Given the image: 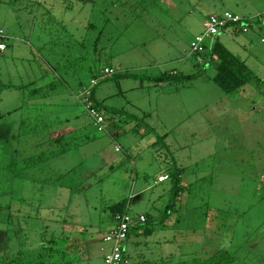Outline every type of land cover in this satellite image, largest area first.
<instances>
[{
    "label": "rangeland",
    "instance_id": "rangeland-1",
    "mask_svg": "<svg viewBox=\"0 0 264 264\" xmlns=\"http://www.w3.org/2000/svg\"><path fill=\"white\" fill-rule=\"evenodd\" d=\"M224 11L263 25L226 33L234 42L220 37L256 75L236 93L211 79L217 59L199 61L190 46L203 20ZM263 17L264 0H0L9 36L0 55L4 254L21 247L36 259L42 237L66 231L91 241L72 264H106L108 207L126 198L127 211L152 228L127 241L132 262L171 264L225 248L232 264H264ZM106 67L115 73L95 87L109 123L99 131L76 93ZM32 80L39 95L3 85ZM62 133L78 146L24 166L53 147L37 142ZM64 173L63 185L52 181Z\"/></svg>",
    "mask_w": 264,
    "mask_h": 264
},
{
    "label": "trees",
    "instance_id": "trees-1",
    "mask_svg": "<svg viewBox=\"0 0 264 264\" xmlns=\"http://www.w3.org/2000/svg\"><path fill=\"white\" fill-rule=\"evenodd\" d=\"M222 13V12H221ZM245 19L243 23H245L249 29L254 24L253 18H249L243 16ZM241 23H233V27L236 32H241ZM4 38H1L4 41ZM217 59L216 74L211 78L216 84H218L226 93H236L242 90L247 84H249L256 75L253 73L252 69L248 66L245 60L240 58L238 55L233 53L217 36V38L212 43L211 47L208 48L207 52L204 54V59L206 61H211ZM102 73H93L91 79L98 78L99 83L100 80L106 79V77H100ZM133 75V74H131ZM169 75L162 76L158 78L159 82H163L165 80L168 81ZM182 81V79H180ZM37 80H32L24 85H15L12 83L3 84L4 86H16L20 88H26L29 91L30 95L36 96L42 92V87H34L31 86L35 85ZM96 84V85H97ZM92 88V95L91 100L93 105L96 106L99 110L103 111V107L100 106V103L95 101V87ZM85 86V85H83ZM82 86V87H83ZM81 87V88H82ZM80 90V89H79ZM22 107H18L20 109ZM16 110V109H15ZM104 113V111H103ZM105 115V114H104ZM92 119V118H91ZM43 120V119H40ZM93 121V120H92ZM94 123V122H93ZM95 125V124H94ZM96 126V125H95ZM97 127V126H96ZM35 127V130H41V128ZM98 129V128H97ZM100 131V130H99ZM40 132V131H39ZM38 133V132H37ZM67 134H56L55 136H50L49 138L41 139L40 142H37L35 145H43V144H50L53 146L46 151H42L38 155L28 156L24 159L23 164L26 168L29 167H38L39 165L45 164L50 159L56 156H60L63 154L68 153L74 147H77V144H71L69 141H66ZM88 138V136H87ZM65 174H61L52 181L63 185V179L65 178ZM168 175V178L171 175ZM177 175V174H176ZM177 177H180V173H178ZM178 187V186H177ZM73 191H75L74 187H71ZM170 206V205H169ZM168 206V209H169ZM109 219L115 221L116 223V216L119 213H124L127 211L128 208V199H121L117 202H114L109 207ZM168 214V213H167ZM149 217V215H148ZM149 218L146 219L145 222H136L134 225L130 227L129 235L127 240L132 236L135 232L143 231V234H149L152 232V228L145 227L144 223L148 221ZM111 229H109L110 231ZM83 235H71L69 232L62 231L58 233H52V235L48 238L42 237L39 241L38 249V257L36 259H27L25 256L24 248H19L16 252H9L8 254H4L5 264H72L76 260L80 259L82 245L88 246L90 244V240H86L85 237L82 238ZM104 239V238H103ZM126 240V242H127ZM125 242V244H126ZM128 254L125 251L124 253V261L122 264H137L135 261L132 262L129 257V261L127 260ZM105 259V257H104ZM235 255L232 251L221 248L215 251L212 255L202 258V257H195L194 259H185L180 262H174L171 264H232L234 262ZM169 263L170 260H167Z\"/></svg>",
    "mask_w": 264,
    "mask_h": 264
},
{
    "label": "built area",
    "instance_id": "built-area-1",
    "mask_svg": "<svg viewBox=\"0 0 264 264\" xmlns=\"http://www.w3.org/2000/svg\"><path fill=\"white\" fill-rule=\"evenodd\" d=\"M245 18L232 11H224L218 14H211L204 22V30L198 33L191 40V50L195 53L199 61H204V54L207 52L208 48L211 47L214 40L222 32L228 29H234L233 23H241L242 31L246 32L249 27L243 23ZM4 31L0 30V38L4 37ZM6 48L4 41L0 42V51ZM115 73L114 68L106 67L103 70L102 77H107ZM98 78L91 79L89 85L83 86L77 93L76 98L82 101V104L87 111V114L92 118L94 124L97 126L98 130L106 131L108 127V120L105 117L103 111L99 110L93 105L91 100L92 88L97 84ZM168 175H161L159 181L166 180ZM145 214H133L129 211L124 213H119L116 216V223L111 228L110 231L106 232L104 235V240L110 242L112 247L110 251L105 255L106 264H122L124 261L125 253V242L129 235V230L132 225L136 222H145ZM125 262L127 260L125 259Z\"/></svg>",
    "mask_w": 264,
    "mask_h": 264
},
{
    "label": "crops",
    "instance_id": "crops-1",
    "mask_svg": "<svg viewBox=\"0 0 264 264\" xmlns=\"http://www.w3.org/2000/svg\"><path fill=\"white\" fill-rule=\"evenodd\" d=\"M216 14V13H215ZM211 15V14H210ZM209 15V16H210ZM259 16L260 15H262V14H258ZM208 16V17H209ZM258 16V17H259ZM208 17H206V19L208 18ZM246 17H249V18H252L253 16H246ZM254 18V17H253ZM205 19V20H206ZM262 19H264V17L262 18ZM205 20H203V26H204V22H205ZM254 22H258L259 20H261L260 19V17L257 19L256 18V20L255 19H252ZM261 21H259L258 23L260 24V26L262 25L261 23H260ZM263 26V25H262ZM0 30H3V29H1L0 28ZM250 30V29H249ZM249 30L248 31H246L245 33H247V32H249ZM4 31V30H3ZM229 31H233L232 33H235L236 35L239 33V32H236V30L235 29H228L227 31H225V32H222L220 35H219V38L221 37V35H225V37H226V33H228ZM241 32H244V31H241ZM4 42H5V44H6V48L4 49V50H1L0 51V55H5L6 54V50L8 49V45H9V43L6 41V38H8L9 36H8V34L4 31ZM198 34V33H197ZM227 40L228 41H232V42H234V40H233V38L231 39V37H230V35H227ZM0 42H2V40H1V38H0ZM159 78V77H158ZM4 84H6V83H4ZM159 181V180H158ZM166 181V180H165ZM160 182H164V181H160ZM128 241V240H127ZM0 264H3V261H4V230H0ZM125 251L127 252V242H126V244H125ZM128 254V253H127ZM127 261H129V257L127 258Z\"/></svg>",
    "mask_w": 264,
    "mask_h": 264
}]
</instances>
